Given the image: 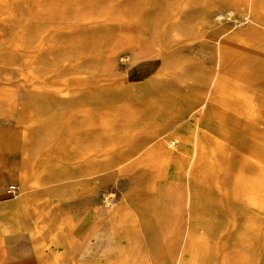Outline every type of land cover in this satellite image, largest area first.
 Returning a JSON list of instances; mask_svg holds the SVG:
<instances>
[{"label":"rangeland","instance_id":"1","mask_svg":"<svg viewBox=\"0 0 264 264\" xmlns=\"http://www.w3.org/2000/svg\"><path fill=\"white\" fill-rule=\"evenodd\" d=\"M136 49L141 56H134ZM8 82L18 84L22 100L36 108L27 103L16 127L0 121V183H19H6L0 202L20 197L40 171L39 186L67 180L82 185L93 178L92 195L99 206L109 205L115 229L120 223L123 234L128 230L129 220L121 223L118 217L124 210L135 222L143 248L138 256L145 255L149 264L171 263L188 220L181 183H174L178 209L174 217L169 212L168 220L175 222L176 238L171 251H164L157 230L166 229L156 226L146 175L166 162L153 156L131 164L148 149L141 147L164 134L167 146L179 153L177 162L167 165L185 166L196 149L177 148L181 140L194 142L197 136L202 143L197 170H213L217 189L194 182L229 206L217 215V225L226 227L228 217L241 226L247 220L264 224V187H245L264 184V0H0V84ZM0 99V113L12 116L13 104ZM54 116L65 130L44 122ZM66 131L94 158L111 163L112 170L89 178L93 164L57 155L55 144L69 138ZM251 144L255 148L250 150ZM80 150L76 147L72 156ZM19 155L33 166L26 179L20 169L12 171ZM240 176L247 180H236ZM80 185L78 195H85ZM11 187L18 190L16 197L7 194ZM35 206L41 213L53 208ZM25 210L20 208L17 228L35 227L48 240L45 253L60 248L57 242L68 245L71 226L65 214L62 235H55L48 230L57 227L51 216ZM3 220L0 214L1 229L7 228ZM90 221V216L79 217L75 226L82 230ZM203 226L198 236L217 243L204 264H220L232 245L217 228ZM130 244L121 246L120 254ZM68 251L73 264L90 263L82 251ZM250 256L253 264H264V238L255 240ZM61 263L72 264L71 259Z\"/></svg>","mask_w":264,"mask_h":264},{"label":"bare ground","instance_id":"2","mask_svg":"<svg viewBox=\"0 0 264 264\" xmlns=\"http://www.w3.org/2000/svg\"><path fill=\"white\" fill-rule=\"evenodd\" d=\"M140 54L141 52L138 49L134 50V56L139 57L141 56ZM219 82L220 78H218V80L216 79L214 88L219 85ZM219 99L220 101L222 100L221 97H219ZM224 102L229 101L224 100ZM10 108L11 111H14L13 106ZM162 136H164V134L155 137V139L151 141L149 147L148 145L141 147V149H148H145L140 159H137L131 165L138 163V161H150L153 156H159L160 159L164 160L163 163L166 162V164L160 165L159 168L153 170L150 175H146L149 180V184L147 183V192L151 193L155 198L154 217L156 226L159 225L166 229L165 231H159L160 229L157 230L164 251H171L172 240L176 238L174 237L176 235V231L174 230L175 222L168 223V220L170 219L169 212L173 216L178 209L177 207L176 210H174V194L176 193L174 183L176 184L178 181L181 183L183 200L186 201L185 205L188 208V220L186 224H184V231L181 233L180 248L174 260L171 263L168 262V264H204L208 253L212 251V246H217V243L214 244L213 242L204 241L198 236L197 229L203 225L210 229V231L217 228L220 235H226L228 240H231H227V242L231 243L232 250L229 255H225L221 259L220 264H253V257L251 258L250 256L252 244L255 240L264 238V224L247 220L242 223L243 226H241V223H238L234 217H228L226 227L220 228L217 225V215L219 213H226L229 206L225 200L207 193L197 184L205 185L209 183L208 187L217 189V181L212 179L213 170L208 169L203 172L197 170L196 164L200 160V154H202L199 153V145H202L201 141L199 140V142L197 140V136L194 142L193 140L192 142L188 141V139L181 140V146H179L177 150L181 151L183 148L189 149L191 146L196 150L189 152L190 160H186L185 166L175 167L174 165L171 166L167 164L177 162L179 153L175 152V149L169 148V145L167 146V136H164V138ZM24 142H26V139ZM178 142L174 141L176 144ZM55 146L58 147L57 155L63 158L65 157V160L74 162L83 161V164H93L91 168H88L89 171L86 177L92 178V176L94 177L99 173L106 174L110 168H113L107 163L99 161L97 158L90 157V155L86 154L82 149L73 157L72 153L77 145L69 138H62ZM250 146V150L255 148L254 144ZM139 151L141 150L139 149ZM128 161L129 160H124L123 163ZM98 162L99 164H102V162L103 164L105 163L106 167L103 165L99 167V165L95 164ZM214 162H216V160L210 163L214 165ZM189 164L191 165L190 168H188L190 166ZM20 166L22 179H26L32 175L31 172H33V170L30 172L32 166L30 161L22 159ZM34 174L35 173H33V176ZM43 174L44 173L40 171L38 175L34 177L31 184L32 187L39 186L38 179L44 176ZM244 177L245 176H240L236 180H244ZM194 180L197 181V183L194 182ZM81 186L82 185H80L79 188H81ZM245 187L253 190L254 188L264 187V184L256 183L245 185ZM100 203L98 199L90 201V207H98L94 210V213L91 215V221L86 227L80 230L78 225L72 226V241L68 249H73L76 253L82 251L84 258H88L89 264H149L145 255L138 256V253L143 250L142 242L135 222L126 214L127 210L120 212L118 215L121 223L129 220L128 230L123 234L119 228L120 223L117 224V230L115 229L114 217L110 216V211L108 210L109 205L105 203L99 206ZM78 235H80V239ZM1 238L0 235V248L2 246ZM121 238H123V241H118ZM127 243H131L128 251L123 252L124 254H120L121 246L123 247ZM59 254L60 249L58 250V256Z\"/></svg>","mask_w":264,"mask_h":264},{"label":"crops","instance_id":"3","mask_svg":"<svg viewBox=\"0 0 264 264\" xmlns=\"http://www.w3.org/2000/svg\"><path fill=\"white\" fill-rule=\"evenodd\" d=\"M22 90L19 89L18 84H13L12 82H8L5 84H0V97L3 99L11 102L14 107L13 115L5 116L2 113H0V121H10L13 123V125L16 127V119L18 113L24 108H36L33 104H30L28 101L22 100V96H20V92ZM27 106L26 107V105ZM45 116V114H44ZM44 122L48 125H58L59 128L64 129L61 126V123L58 121L57 117H51L49 119H44ZM14 127V129H15ZM12 130V129H11ZM65 130V129H64ZM69 135L70 140L74 142L75 145H77L78 148L82 149L86 154L90 155L92 158V154L85 148L79 147L77 140L74 138V136L69 132L66 131ZM20 138V137H19ZM39 152L38 154H40ZM36 153L33 154L35 156ZM22 157V153H21ZM99 159V158H97ZM99 161H103L110 165L107 160L99 159ZM17 167L16 171H13V174L17 173L20 169L21 164V158L19 155V159L17 161ZM112 168H110L108 172H110ZM1 171V170H0ZM106 173V174H107ZM100 176V175H99ZM97 176V177H99ZM12 182L15 185H19L18 181L12 180V181H5L3 183H0V196H3L4 193V187L6 183ZM80 182H76L74 180L70 181H60L56 183H51L44 186H38V187H31L24 189L22 186V194L20 197L15 198V200H9L7 202H0V214L4 217V223L7 225V228H0V235L2 240V246L0 248V264H63L61 261H67L71 259V262L73 264L71 255L68 251L69 245L72 241V238L70 237V242L68 245L61 246L60 243L57 242V244L60 246V248H57L53 251H50L49 253H45V246L48 244V240L46 237L42 236L41 234L37 233V230L35 227L27 230H19L17 228V218L19 214H23L20 211V208L23 207L26 209L25 211H29L30 215H38L41 216L45 214V216H51L54 221V224L57 225V227L54 226V228H48V230L53 229L55 235H62L61 233V222L63 221V214H65L64 217H66V220L69 223V236L72 235V226L74 227L77 219L79 217L81 218H88L89 216L94 213L95 207H88V201H91L94 199V197H97L93 194V188H94V180L89 179L86 180L84 183H82L81 189H84L82 193H86L85 195H78V184ZM78 184V185H77ZM87 189L91 190V193H87ZM90 194V195H87ZM84 200V202H81ZM81 202L82 207L81 209L83 213L78 216V211H81L77 208V204ZM52 204L53 208L49 211L47 209H43L44 211L41 213L39 209L35 205L40 204ZM29 205V207H27ZM72 206H75L74 209H72ZM37 208V210H36ZM125 208V207H124ZM32 217V216H30ZM9 219V220H8ZM31 224H35V222L31 219ZM46 231V230H45ZM47 234V233H46ZM46 236V235H45ZM58 241V240H56ZM60 249V254L58 256V250ZM3 252V254H2ZM4 256V257H3ZM32 258V259H31ZM33 261V262H32ZM35 261V262H34Z\"/></svg>","mask_w":264,"mask_h":264},{"label":"built area","instance_id":"4","mask_svg":"<svg viewBox=\"0 0 264 264\" xmlns=\"http://www.w3.org/2000/svg\"><path fill=\"white\" fill-rule=\"evenodd\" d=\"M7 194H9L12 197H16L18 194V190L16 189V187H11L7 190Z\"/></svg>","mask_w":264,"mask_h":264}]
</instances>
